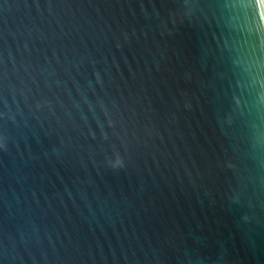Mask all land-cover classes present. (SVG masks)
<instances>
[{
  "label": "water",
  "instance_id": "1",
  "mask_svg": "<svg viewBox=\"0 0 264 264\" xmlns=\"http://www.w3.org/2000/svg\"><path fill=\"white\" fill-rule=\"evenodd\" d=\"M0 264H264V0H0Z\"/></svg>",
  "mask_w": 264,
  "mask_h": 264
}]
</instances>
